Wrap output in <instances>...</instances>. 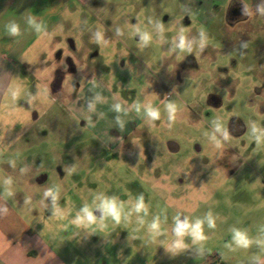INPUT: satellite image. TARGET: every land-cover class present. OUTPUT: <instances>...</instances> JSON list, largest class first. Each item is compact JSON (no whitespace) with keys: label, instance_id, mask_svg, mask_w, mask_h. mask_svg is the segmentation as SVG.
<instances>
[{"label":"rangeland","instance_id":"obj_1","mask_svg":"<svg viewBox=\"0 0 264 264\" xmlns=\"http://www.w3.org/2000/svg\"><path fill=\"white\" fill-rule=\"evenodd\" d=\"M74 7L20 61L0 114L29 225L67 264H247L235 233L264 245V0Z\"/></svg>","mask_w":264,"mask_h":264},{"label":"crops","instance_id":"obj_2","mask_svg":"<svg viewBox=\"0 0 264 264\" xmlns=\"http://www.w3.org/2000/svg\"><path fill=\"white\" fill-rule=\"evenodd\" d=\"M93 0H0V114L9 105L10 90L18 64L52 24L57 23L59 11L86 6ZM193 10L208 12L220 3L231 0H182ZM233 4L238 5L237 2ZM55 22V23H54ZM15 26L13 34L11 28ZM0 134V264H67L43 237L32 228L9 195L10 160ZM244 264V263H243ZM247 264H264V245L247 244Z\"/></svg>","mask_w":264,"mask_h":264},{"label":"clouds","instance_id":"obj_3","mask_svg":"<svg viewBox=\"0 0 264 264\" xmlns=\"http://www.w3.org/2000/svg\"><path fill=\"white\" fill-rule=\"evenodd\" d=\"M11 32L13 34H15L16 32V28L15 26H13L11 28ZM181 46H183L181 44ZM152 115H155V112H152ZM103 207V210H104V213L105 214H109V215H112L114 218L116 219H119V212H118V208H117V205L116 203L113 201V200H107L103 203L102 205ZM141 210H145V206L143 204V201H139L137 204H136V211L139 212ZM84 212L87 214L86 218L88 220H91L93 217H92V214L89 212V210L87 208L84 209ZM151 227L153 229H155L157 227V224L156 223H153L151 225ZM199 228H200V225L199 223H196L192 229H191V232H192V235L194 237H198L199 236ZM189 229V225L187 222H179L177 223V225L175 226L174 228V231L176 233V235L179 237V236H182L186 230ZM238 243L242 244V245H245L247 246V244L249 243V240L240 232H236L235 233V237H234ZM180 241L177 240L176 242V246L179 247L180 246Z\"/></svg>","mask_w":264,"mask_h":264},{"label":"flooded vegetation","instance_id":"obj_4","mask_svg":"<svg viewBox=\"0 0 264 264\" xmlns=\"http://www.w3.org/2000/svg\"><path fill=\"white\" fill-rule=\"evenodd\" d=\"M227 17L230 23H238L247 19L245 10H242L238 5H231L227 11ZM64 78V73L62 71H57L56 75L53 76L52 81L50 82L51 92H56L61 89L62 80Z\"/></svg>","mask_w":264,"mask_h":264},{"label":"water","instance_id":"obj_5","mask_svg":"<svg viewBox=\"0 0 264 264\" xmlns=\"http://www.w3.org/2000/svg\"><path fill=\"white\" fill-rule=\"evenodd\" d=\"M211 99L213 100V102L218 105L220 103V99L216 96V95H212ZM43 178H40L39 180L41 181Z\"/></svg>","mask_w":264,"mask_h":264}]
</instances>
